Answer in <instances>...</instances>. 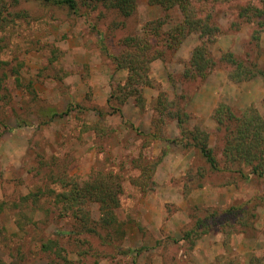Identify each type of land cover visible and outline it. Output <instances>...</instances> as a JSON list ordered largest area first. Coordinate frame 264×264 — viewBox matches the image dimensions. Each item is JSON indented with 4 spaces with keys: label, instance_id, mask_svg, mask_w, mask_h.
<instances>
[{
    "label": "rangeland",
    "instance_id": "rangeland-1",
    "mask_svg": "<svg viewBox=\"0 0 264 264\" xmlns=\"http://www.w3.org/2000/svg\"><path fill=\"white\" fill-rule=\"evenodd\" d=\"M5 1L0 264H264V178L235 173L213 117L219 103L264 117V78L236 82L224 58L231 52L264 70V0H207L220 31L204 79L183 76L197 33L166 47L167 31L182 19L177 7L137 0L125 17L92 0H76L77 12ZM242 7L248 17L239 16ZM144 37L159 52L146 72L138 69L148 85L129 82L120 58L127 40ZM177 108L185 128L207 135L217 170L171 116ZM61 176L119 183L118 206L103 210L116 220L101 227L98 202L89 204L97 231L65 214L54 197ZM201 218L209 231L191 248L182 237Z\"/></svg>",
    "mask_w": 264,
    "mask_h": 264
},
{
    "label": "trees",
    "instance_id": "trees-1",
    "mask_svg": "<svg viewBox=\"0 0 264 264\" xmlns=\"http://www.w3.org/2000/svg\"><path fill=\"white\" fill-rule=\"evenodd\" d=\"M39 3L46 4L52 7H66L67 9L77 12L76 0H35ZM150 3L158 4L169 10L173 7H177L181 14L182 19L170 27L166 33V47L176 49L191 33H197L200 42L194 48L192 55L187 62L183 71V76L192 79H204L210 70L214 66V59L211 56L209 43L213 42L214 36L220 31V27L212 19V12L207 5V0H148ZM216 1V0H209ZM18 2V0H13ZM94 7L101 4L107 8L116 9L121 15L129 16L132 14L136 7L137 0H92ZM15 4V3H14ZM209 4V3H208ZM4 10H8L5 0H0V22H4L6 19H2ZM248 10L240 8L239 16L248 17ZM262 13V11L260 12ZM10 14V13H9ZM157 24V21L152 22ZM158 26L155 27L156 31L162 28L163 22H158ZM260 24L264 26V18L260 20ZM155 31V33H156ZM154 33V34H155ZM155 36H157L155 34ZM136 40H127L126 48L130 49L124 52L120 57L126 61L125 67H128L130 71V81L134 84L144 82L147 85L150 83L148 78L144 76H138V69L146 72L148 67L147 63L159 58L158 49L155 46V42H152L150 38L144 37L143 42ZM119 56L114 59L119 61ZM225 60L232 63L230 70V77L236 82L250 79L257 75H261L264 78V70L260 69L254 62L250 60L240 59L234 56L231 52L224 55ZM142 78L143 80H139ZM69 109H66L67 113ZM178 108L171 116L176 119L182 133L190 136L193 141L194 147L205 157L210 167L214 170L218 169V162L213 155L212 148L208 145L207 135L197 133L198 130H189L185 128V121L183 114H180ZM185 115V114H184ZM213 117L217 123L219 129L224 131L223 134V153L226 159L236 165L235 173L241 176L248 177L247 174L264 178V117L258 113L257 110L251 109L249 111H241L236 113L230 106L219 103L216 107ZM196 132V133H195ZM244 168L247 170V174L244 173ZM56 182L61 184V190L55 193V202L60 204L61 209L65 214H73L77 221L84 224V227L89 228L94 232L97 231V227L89 222L92 221L91 212L89 209L90 202H98L101 211V218L98 221L101 227L107 228L110 225V220H116L112 211L109 213L103 211L106 207L118 206V191L120 190V184L111 182L105 186L101 180L95 181L92 179H73L68 177H57ZM114 189V190H113ZM54 194V191L52 190ZM260 202L264 207V195L260 196ZM253 216V214H252ZM200 219V218H199ZM244 225H249L250 220L248 217L243 219ZM204 227L200 230L201 226ZM209 224L206 223L203 218L195 222V225L185 231L182 240L189 242L192 248L196 240L201 238L202 235L209 231ZM146 247H141L138 251H142ZM135 260L133 264H135Z\"/></svg>",
    "mask_w": 264,
    "mask_h": 264
}]
</instances>
